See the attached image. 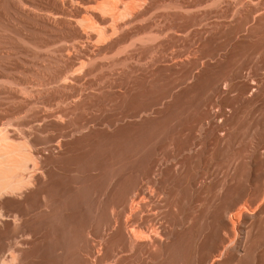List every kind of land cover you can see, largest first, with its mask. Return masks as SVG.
Masks as SVG:
<instances>
[{
    "label": "rangeland",
    "instance_id": "374dc122",
    "mask_svg": "<svg viewBox=\"0 0 264 264\" xmlns=\"http://www.w3.org/2000/svg\"><path fill=\"white\" fill-rule=\"evenodd\" d=\"M17 2L11 23L0 10V113L70 183L61 246L32 263L264 264V0H144L129 36L88 54L70 5L49 26V6Z\"/></svg>",
    "mask_w": 264,
    "mask_h": 264
},
{
    "label": "bare ground",
    "instance_id": "6f19581e",
    "mask_svg": "<svg viewBox=\"0 0 264 264\" xmlns=\"http://www.w3.org/2000/svg\"><path fill=\"white\" fill-rule=\"evenodd\" d=\"M20 1L28 3L29 5L34 7L45 6V5L49 6L50 12L47 14V16L39 17V20L42 23L47 24L49 26H55L57 22H62L61 20L68 18L69 10L67 8V5H70V22L68 23L67 21H63L64 23L67 22L66 26L68 32L65 33V35L79 37L80 39H85V38L88 39L89 41L87 43L88 44L87 46L85 47L74 46L77 49L79 48V50H85L87 54H88L87 47L90 45L91 41H94L96 39L108 41L111 47L116 46L120 41H122L131 34V31L124 32V28L129 24L135 22V20L147 9V7L145 6L147 4L144 3V0H61V1L60 0H20ZM95 2H99L98 8L100 11H97L91 7L86 6L89 4H93ZM75 3L79 5L73 7ZM5 7H8L16 12H22L21 11L22 9L18 4L17 0H0V10L4 14L5 20H7L9 23L13 21L12 15L10 11L5 10ZM253 12L254 11H251V13ZM240 20H242V18ZM256 25L260 27L261 25H264V12L259 13V15L257 16ZM87 27H91L92 31H87ZM82 28L85 31H83ZM133 32H136V30L134 29L132 33ZM117 35L118 37H116ZM87 54L82 55L81 58H77L79 59L77 60V63H79L80 67L75 73H72L70 75V84L71 82L80 79L82 74H85V72L87 71V59H88L86 58ZM68 68L71 70L72 64L69 65ZM51 83L53 82L46 81V84H51ZM251 93L252 91L250 92V94ZM126 95L128 96V94ZM223 95H225V93H223ZM215 110L217 111V109ZM229 110L230 109H228L227 111ZM215 126L218 127L217 125ZM186 134H187L186 136H188V133ZM55 146L59 148V155L70 157V150L67 147L66 143L60 140L57 143H55ZM46 153L47 152H45L43 149H41L35 144L34 140L30 137L29 134H27V132L25 131V129H23L21 125L13 122H6L5 116H3L2 113H0V264H35L32 263L33 260L31 259L35 251L46 247L51 248L55 251L61 246L63 240L61 237L64 236L65 230L64 231L63 229L61 230L60 227L57 225L56 221L60 217L59 212L61 211V209L69 210L70 208L68 204V199L66 197V193L69 190L70 183L68 178H66L61 172L62 169L59 170L56 167H51V166L48 167V165H50V163L52 162V160L55 158L56 155L53 153L47 155ZM241 155L242 157H244V154ZM110 181L114 184V188L118 186L117 183H114L115 181L114 179L112 180L110 179ZM120 182H122V180ZM155 199H157L156 196ZM49 233L52 234L60 233V235H58L57 237L51 240H47L46 237ZM246 253L247 251L245 252V254ZM50 262H52L50 264L56 263V261H50Z\"/></svg>",
    "mask_w": 264,
    "mask_h": 264
}]
</instances>
